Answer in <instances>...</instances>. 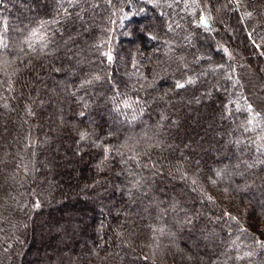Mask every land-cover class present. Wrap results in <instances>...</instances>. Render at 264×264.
Returning <instances> with one entry per match:
<instances>
[{"label": "trees", "instance_id": "1", "mask_svg": "<svg viewBox=\"0 0 264 264\" xmlns=\"http://www.w3.org/2000/svg\"><path fill=\"white\" fill-rule=\"evenodd\" d=\"M224 1L0 0V264H264V0Z\"/></svg>", "mask_w": 264, "mask_h": 264}, {"label": "rangeland", "instance_id": "2", "mask_svg": "<svg viewBox=\"0 0 264 264\" xmlns=\"http://www.w3.org/2000/svg\"><path fill=\"white\" fill-rule=\"evenodd\" d=\"M215 1H217V7H216V9H215V11H213L214 12V14H215V12H226L227 13V5H226V1H224V0H219V2H218V0H215ZM229 9V8H228ZM218 10V11H217ZM222 12V13H223ZM222 14V16H221V25L223 26V28L225 29H227V25H228V22H229V14L227 13V14ZM258 95H260L262 98H264V92H258ZM35 122V121H34ZM29 123V122H28ZM29 124H32V122H30ZM45 143L46 144H48V141H45ZM46 144L44 145V146H46ZM18 152H21L20 150H18ZM46 169H48V167H46ZM53 182H55V178H54V180H53ZM80 181H77V189H80L81 188V183H79ZM12 193L11 194H13L12 196H10L12 199L13 198H15V196L17 195V191H15V190H13L12 189ZM3 204L4 205H9V206H13L14 208H16V209H18L19 208V205H17V204H12L11 203V201H10V199L8 198V196L3 200ZM16 206V207H15ZM1 255V254H0ZM2 256V255H1ZM0 259H1V257H0ZM1 262V261H0Z\"/></svg>", "mask_w": 264, "mask_h": 264}, {"label": "snow or ice", "instance_id": "3", "mask_svg": "<svg viewBox=\"0 0 264 264\" xmlns=\"http://www.w3.org/2000/svg\"><path fill=\"white\" fill-rule=\"evenodd\" d=\"M199 24H200V25L206 24V20H205L203 17H201L200 20H199ZM198 26H199V25H198ZM105 55L107 56V59H108L109 61L112 60V56H111L110 53H105ZM177 87H181V88H182V87H184V85L178 83V84H177ZM248 108H249V110H251V105H249ZM82 138H83V136H82ZM259 243L261 244L262 247H264V241H259Z\"/></svg>", "mask_w": 264, "mask_h": 264}]
</instances>
